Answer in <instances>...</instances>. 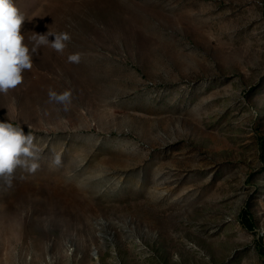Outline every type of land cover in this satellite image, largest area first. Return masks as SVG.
<instances>
[{"label":"rangeland","instance_id":"obj_1","mask_svg":"<svg viewBox=\"0 0 264 264\" xmlns=\"http://www.w3.org/2000/svg\"><path fill=\"white\" fill-rule=\"evenodd\" d=\"M13 3L33 66L0 122L41 151L0 179V264H264V0Z\"/></svg>","mask_w":264,"mask_h":264},{"label":"clouds","instance_id":"obj_2","mask_svg":"<svg viewBox=\"0 0 264 264\" xmlns=\"http://www.w3.org/2000/svg\"><path fill=\"white\" fill-rule=\"evenodd\" d=\"M25 16L14 5L13 0H0V93L7 94L23 83V72L32 69V56L24 44V36L20 34ZM54 40L49 41L48 37ZM34 42L31 52L41 45H46L58 53H62L66 42L71 39L67 32L34 33L30 38ZM68 61L78 63L79 53L68 56ZM50 102L63 105L67 111L72 102L71 90L57 93L49 89ZM36 137L31 133L25 134L19 125L11 122H0V179L7 187L12 186L16 170L22 169L29 174H35L39 169L40 148L35 143ZM53 163L60 165V153H56ZM25 177L21 176V179Z\"/></svg>","mask_w":264,"mask_h":264},{"label":"trees","instance_id":"obj_3","mask_svg":"<svg viewBox=\"0 0 264 264\" xmlns=\"http://www.w3.org/2000/svg\"><path fill=\"white\" fill-rule=\"evenodd\" d=\"M246 224H249V225H251V219L250 218H246Z\"/></svg>","mask_w":264,"mask_h":264},{"label":"bare ground","instance_id":"obj_4","mask_svg":"<svg viewBox=\"0 0 264 264\" xmlns=\"http://www.w3.org/2000/svg\"><path fill=\"white\" fill-rule=\"evenodd\" d=\"M96 95H94V97H95ZM96 98H97V96H96Z\"/></svg>","mask_w":264,"mask_h":264}]
</instances>
